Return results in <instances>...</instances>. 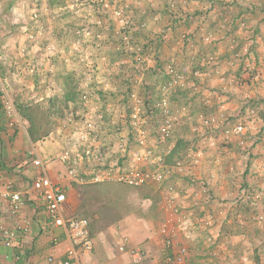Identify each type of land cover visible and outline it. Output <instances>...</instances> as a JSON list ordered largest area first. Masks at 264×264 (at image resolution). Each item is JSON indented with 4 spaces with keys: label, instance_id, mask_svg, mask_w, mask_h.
Returning <instances> with one entry per match:
<instances>
[{
    "label": "crops",
    "instance_id": "crops-1",
    "mask_svg": "<svg viewBox=\"0 0 264 264\" xmlns=\"http://www.w3.org/2000/svg\"><path fill=\"white\" fill-rule=\"evenodd\" d=\"M147 1L150 6L141 8L140 5L134 10L136 16L131 14L133 22H139V18L142 20L146 31L138 34L136 32L135 38L141 37L145 41V37H148L151 40L154 34L163 31L168 21L165 10L169 11V6L180 10L182 15L186 14L190 21L193 20L192 30L187 32L192 34L193 44L191 42L184 50L180 49V46L171 48L160 42L162 46H158V52L162 54L158 55V58L187 67L200 63L210 55L218 69H230L232 72L228 74L235 75L239 67L233 63L235 61L230 56V48L233 45L240 47L246 40L252 39L256 66L264 73V0ZM247 1L256 9V12L252 13L255 20L252 19L251 13L242 7ZM24 3L20 1L13 4V0H0V51L5 54H17L22 45L16 44L17 38L20 37L18 33L14 30L13 35V30H8L7 27L2 29L1 24L11 19H23V11L19 8L23 7ZM28 4L33 6V3ZM53 7L56 8L55 5ZM83 19L87 22V17ZM206 20H209L208 26H204V29L206 28L212 36L210 44L197 40V37L203 35H199L201 27L197 30L199 22ZM225 21H247L248 30H230L225 28ZM40 35L42 37L39 43L37 42L39 47L51 44L57 46V42L49 35L46 36V33ZM174 36L169 35L170 45ZM19 39L23 40L22 37ZM154 43L153 41L149 44L150 52L155 50ZM38 46H28L30 51L26 49V55L31 54ZM102 50L104 49L100 48L96 53ZM64 51L67 49L59 48L52 53L56 62L43 66L46 75L44 71L43 74L30 77L17 72L10 73V63L0 62V94H10L14 91L17 105L23 109L32 107L30 112L34 127L31 125V128L35 132V136L31 138L30 123L19 114L18 124L10 126L0 105V186L10 183L13 190L21 193L24 200L16 214H11L8 202L0 201L2 227L17 232V240L11 248L5 247L0 240V264H47L46 259L49 256L56 259L65 258L66 249L69 247L67 231L63 227L52 228L45 207L37 192L32 189L33 181L41 177L48 178L65 194V201L60 207V215L65 220L85 218L88 221L93 251L88 255H79L73 264H135L129 253L133 248H141L145 254L140 264H168L164 262V256L174 254L177 247H184L188 251L184 264H216L218 260L225 264H242L244 260H250V246H254V243L260 259L264 253V227L250 228L254 219L250 217L249 209L244 208L245 206L239 209L233 207L232 199L235 193L229 187L233 184L231 179L234 176H238L247 186L253 185L257 180L263 181L264 155L259 156L262 152L258 148L249 151V159L243 163L242 159L237 160L233 155L227 156L231 154V149H223L218 154L213 152L212 155L211 152L206 153L198 168H191V171L185 174L176 172L167 179L165 184L172 188L170 192L164 191V186L157 183L134 188L120 182V173L125 171L123 168L126 167L120 168L121 164H118L117 169L109 168L110 164L99 169L96 165L74 161L75 158H69L71 160L68 162L63 160V152L66 149L75 152L76 148L73 146L81 120L78 114L82 111L77 91L72 100H65L68 86L74 84L78 76L74 73L73 64H67L68 59L63 57ZM56 55L64 58V61L58 62ZM184 58L186 60H183ZM106 59L103 57L97 60L98 72L96 78H93V90L89 93L90 101L87 107L91 108L90 116L103 113V117L118 119L119 115L116 117L115 110L119 111L121 106L124 107L125 100L129 102L128 95H124L126 90L122 84L129 85L130 92H136L137 84L132 82V77H120V73L115 72L116 63H112L108 57ZM50 71L53 73L50 74ZM220 77H214V82L211 83L216 84L221 80ZM146 81L150 82L151 79L146 78ZM246 92H250L253 98L258 97V100L263 102L264 109V86L249 85ZM246 92L245 89L240 91L241 94ZM210 97L212 99L211 94ZM243 97L233 95L229 99L228 110L236 113ZM181 98L180 96L178 100ZM38 110L43 111L47 117L45 121H41L39 117L43 116L42 114H36ZM71 115H78V124L72 123ZM262 121L263 124H254L249 133L252 135V132H260L264 146V120ZM197 145L200 146V143ZM214 155L223 159L222 165H216ZM36 161L43 166H35ZM125 161L127 166L131 164L127 159ZM72 164L79 170L78 175L69 174ZM259 165L261 167H257ZM203 182L208 184L210 195L202 193L200 184ZM219 211L224 213V218H220L216 227L208 230L199 228L204 214ZM162 232L173 240V248L164 247ZM53 239L56 241L53 242ZM123 244L124 251H119ZM238 250L239 255H235ZM250 262L247 264H251Z\"/></svg>",
    "mask_w": 264,
    "mask_h": 264
},
{
    "label": "rangeland",
    "instance_id": "rangeland-1",
    "mask_svg": "<svg viewBox=\"0 0 264 264\" xmlns=\"http://www.w3.org/2000/svg\"><path fill=\"white\" fill-rule=\"evenodd\" d=\"M20 1L25 2L23 7L19 8L23 11V19L4 21L1 28L7 27L8 30H13V35L16 31L18 36L23 38L20 40L18 37L16 43L21 44L22 49L17 54L10 52L5 54L0 51V62L10 63V73L17 72L30 77L34 74H43L42 71H44L46 75L47 72L43 70V66L46 67L55 61L52 53L59 48L67 49L62 55L66 60L68 59L67 64H73L74 73L78 76L74 85L72 83L68 86V90L78 92L82 111L78 114L81 120L78 115H71L73 124L80 120L78 125L80 128L73 146L76 148L75 152L73 153L71 149L63 152V155L69 154L67 159L63 158L65 162L75 158L74 161L96 165L99 169L106 164L111 165L109 168H116L118 164H121L120 168L126 166L123 168L126 171L135 168L151 171L158 166L160 159L164 160L166 165L174 167L177 162L188 164L190 160L198 158L196 160L199 163L195 167L198 168L205 159L206 153L211 152L212 155L213 152L215 154L217 152L218 154L223 149H231V154L227 156L233 155V158L236 157L237 160L242 159V163L249 159V151L252 149L258 148L262 152L259 156L264 155L263 137L260 132L254 134L251 131L252 135L249 133L254 124H263L262 120H264L263 102H260L258 97L253 98L250 92H246L249 85L264 86V73L256 66L252 39L246 40L240 47L233 45L230 48V56L235 61L233 63L239 67V71L235 75H229L228 73L232 71L218 69L210 55L203 58L200 63L187 65V67L158 58V55L162 54L158 52V46L161 47V43H166V46L171 48L180 46V49L185 50L193 41L192 34L187 33L192 30L193 20L190 21L186 14L182 15L180 10L173 9L172 6H169V11L165 10L168 21L163 31L154 34L151 40L145 37L143 41L141 37L135 38V34L145 31V26L143 28L144 24L140 18L139 20L136 17L139 22H133L131 14L135 15L134 10L140 5H142L141 8L150 6V3H146L147 0H13V4ZM28 3H33V6ZM53 5L56 8H52ZM242 7H245L251 15L256 12L254 6L248 1ZM115 11L119 13L118 16H114ZM85 17L87 22L83 19ZM254 17L252 15L253 20H255ZM206 21L199 22L197 30L201 27L199 35H203L197 37V40L210 44L212 36L206 28L204 29V26H208L209 20ZM224 25L230 30H236V28L248 30L247 21H225ZM77 32H80V35H77ZM40 33L49 35L54 42H57V46L51 44L39 47L37 42L39 43L42 37L39 36ZM70 33L72 34L69 35ZM170 34L175 35L172 45H170L171 40L168 39ZM11 39L14 40V38ZM153 41L155 50L150 52L149 44ZM34 44L38 48L35 47L34 53L26 55V49L30 51L28 46L32 47ZM100 48L104 50L96 53ZM105 56L112 63H116L115 72L120 73V77L123 79L132 77V82L137 84L136 92H130L129 85L122 84L123 89L126 90L124 95H128L129 102L125 100L124 107L121 106L119 111L115 110L116 117L119 115L118 119L103 117V113L90 116L91 108L87 107L90 100L88 98V102H84L81 97L83 94L89 96L93 90V78H96L98 72L97 60L103 57L106 59ZM56 60L62 62L64 58L61 59L56 55ZM128 68L130 69L127 70ZM218 75L221 76V80H218L216 84L211 83ZM146 78L151 81H146ZM242 89H245L246 93L241 94ZM10 94L7 92L15 108L21 107L16 103L14 91ZM209 94L212 95V99L209 98ZM233 95L244 96L240 100L239 110L236 113L228 110V102ZM178 96L182 97L181 100H178ZM36 114L43 115L39 116L41 121L47 118L41 110H38ZM67 119L68 117L65 121ZM49 121L52 120L49 119ZM167 125H170V133L162 137L160 130ZM236 126H242L244 133L235 134L233 130ZM143 137L145 138L142 139ZM252 140L253 143H251ZM198 142L200 146L197 145ZM179 145L177 159L173 158L171 164L168 163L167 158L170 152ZM87 151L91 154L89 159L85 157ZM215 158L216 165L223 164V159L218 156ZM120 159L124 161L121 162ZM126 159L128 162L131 161L128 166ZM72 167L70 169H75L74 174L78 175L79 170L76 165L72 164ZM185 169L186 171L182 172L184 174L191 171L190 165ZM231 180L233 184L229 187L235 193L232 199L233 207L239 209L245 206L244 208L249 209V215L254 219L250 223V228L264 227V179L262 182L257 180L258 182L250 185L252 187L249 184L245 185L238 176H234ZM165 183L163 186L169 187ZM200 188L206 196L211 194L207 183H201ZM204 215L203 220L199 222V228L202 230L213 229L221 220L220 218H224V213L221 211ZM262 235L264 237V230ZM250 250V260H244L242 264L250 261L251 264H264V253L260 256V260L256 254L258 250L255 243L254 246H250ZM239 252L240 250L235 255H239ZM215 259L218 260L217 257ZM218 261L216 264H225Z\"/></svg>",
    "mask_w": 264,
    "mask_h": 264
},
{
    "label": "built area",
    "instance_id": "built-area-1",
    "mask_svg": "<svg viewBox=\"0 0 264 264\" xmlns=\"http://www.w3.org/2000/svg\"><path fill=\"white\" fill-rule=\"evenodd\" d=\"M114 16H118V12H114ZM80 35V32H77ZM82 101L88 102V96L83 94ZM133 97V95H132ZM0 105L3 115L8 121L10 126L16 125L19 122V117L17 110L14 106L12 99L3 92L0 95ZM136 119V116H135ZM162 137L168 136L170 133V125L165 126L161 130ZM235 134H242V126H236L233 130ZM143 137L142 139H144ZM142 141V140H141ZM142 143V142H141ZM68 153L63 155L64 159H67ZM90 152H85V157L90 158ZM93 156L95 155L92 154ZM99 155V154H98ZM150 157V156H149ZM148 158V157H147ZM198 158L190 160L188 164L184 162H177L174 167H170L165 164L164 160L158 161V166L154 170L146 171L144 169H129L120 173L119 181L125 183L126 185L134 188H140L150 183H157L163 185L172 174L176 172H184L190 165V168H195L198 165ZM35 166H43L39 161H36ZM70 175H74V170H71ZM2 186V185H1ZM0 186V201H6L9 203V209L11 214H16L24 200L20 192L13 190L11 184H5L3 187ZM32 189L37 192L42 205L45 207L50 220L52 222V228L63 227L67 231V237L69 241V247L66 249L64 259H56L53 256H49L46 259L47 264H73L78 260L79 255H88L93 251V240L89 232V224L85 218H73L70 220H65L60 215V207L65 201V194L59 186L51 183V181L46 177L37 178L32 183ZM164 191H171L172 188H163ZM16 231L9 230L2 227L0 222V240L5 247L11 248L15 244ZM163 234V244L165 248H173V240L168 236ZM56 240L53 239V242ZM210 241V240H208ZM125 244L119 247V251H124ZM130 255L135 264H140L145 254L142 252L141 248H133L130 250ZM188 251L184 247H177L176 252L172 255L166 254L164 256V262L168 264H184L187 258ZM91 264V263H88Z\"/></svg>",
    "mask_w": 264,
    "mask_h": 264
},
{
    "label": "trees",
    "instance_id": "trees-1",
    "mask_svg": "<svg viewBox=\"0 0 264 264\" xmlns=\"http://www.w3.org/2000/svg\"><path fill=\"white\" fill-rule=\"evenodd\" d=\"M71 89H72V87H71ZM75 92L76 91L68 90L67 95L65 96V100H72L73 95L75 96V94H76ZM16 110L21 117L23 116L30 123V128H31V125L34 127V123H33L32 118H31L32 114H31L30 109L28 107H25L24 109L21 107H19V108L17 107ZM29 135L31 136V138H32V136H35V132L32 130V128L29 129ZM179 148H180V145L173 148V150L170 152L169 157L167 158L168 163L171 164V162L173 161V158L177 159L176 155L178 154Z\"/></svg>",
    "mask_w": 264,
    "mask_h": 264
}]
</instances>
